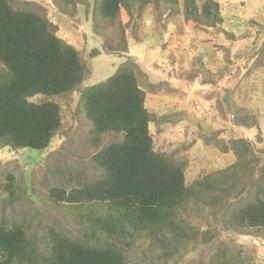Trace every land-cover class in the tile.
<instances>
[{"label":"rangeland","instance_id":"1","mask_svg":"<svg viewBox=\"0 0 264 264\" xmlns=\"http://www.w3.org/2000/svg\"><path fill=\"white\" fill-rule=\"evenodd\" d=\"M212 1L225 28L234 31L240 26L233 41L225 39L214 9L204 12L206 0H194L196 10L189 19L185 0L133 3L126 26L120 16L104 18L97 8L99 0H8L15 9L43 15L55 35L77 50L88 70L82 87L105 80L128 56L142 55L144 63L130 59L141 71L135 72L145 93L144 107L158 117L149 125L153 148L184 166L185 187L211 173L225 181L235 171L236 157L221 147L240 139L248 142L244 150L259 160L254 167L256 182L259 168L264 167V0ZM191 18L196 22L191 23ZM123 34L132 41L135 53H118L125 43ZM93 51L98 55L92 57ZM77 99V91L29 99L59 105L61 126L45 150L0 145V218L8 224L25 220L30 236L53 228L71 238L90 239V222L111 214L105 203L56 204L49 199L52 189L67 194L97 179L100 170L93 156L115 140L113 135H103L101 144L92 142L91 123ZM246 115L255 120L239 125L238 119ZM164 116L169 121L161 124ZM249 189L245 185L239 198L229 196L227 202L237 204L250 197ZM176 217L185 238L173 244L170 253L152 252L150 240L143 235L116 237L113 243L121 249L124 263L210 264L211 256L225 248L239 256L240 264H264V227H225L221 215H211L202 203L190 204ZM204 232L209 234L206 243L201 237ZM92 239L106 241L100 233Z\"/></svg>","mask_w":264,"mask_h":264},{"label":"trees","instance_id":"2","mask_svg":"<svg viewBox=\"0 0 264 264\" xmlns=\"http://www.w3.org/2000/svg\"><path fill=\"white\" fill-rule=\"evenodd\" d=\"M158 1L99 0L97 8L106 19L120 16L121 25L126 26L130 4ZM206 1L204 12L214 9L216 23L224 27L225 39L233 41L240 26H235L234 31L231 26L225 28L216 3ZM184 4L186 18L193 16L194 0H185ZM191 19V23L196 22ZM123 37L125 43L118 51L121 55L127 54L129 47L128 35ZM96 55L98 52L93 51L91 56ZM128 57L105 80L82 87L88 70L77 50L55 35V28L43 15L15 9L8 0H0V145L45 150L61 126L59 105L51 100L33 103L29 99L73 91L78 92L77 102L91 123L92 142L101 144L103 135L115 137L93 156L100 170L97 179L71 188L67 194L55 189L49 193L50 201L56 204L109 205L111 214L90 222L91 238H71L53 228L30 236L25 220L8 224L0 218V264H125L113 240L127 233L148 238L151 251L159 256L170 253L173 244L185 238L176 216L190 204L202 203L211 215L220 214L225 227H264V167L259 168L260 176L255 182L254 167L259 160L244 150L248 142L234 140L230 147H221L222 151L230 149L236 157L232 167L235 171L225 181L223 176L211 173L185 187L184 166L153 148L149 125L158 117L144 107L145 93L135 72L140 69ZM249 119L255 120L246 115L237 122L246 126ZM168 121L169 117L161 118V124ZM245 185L250 186V197L237 204L228 203L229 196L240 197ZM99 233L106 241L92 239ZM201 237L208 242V232ZM228 252L221 248L211 256L210 264H240L239 256Z\"/></svg>","mask_w":264,"mask_h":264},{"label":"crops","instance_id":"3","mask_svg":"<svg viewBox=\"0 0 264 264\" xmlns=\"http://www.w3.org/2000/svg\"><path fill=\"white\" fill-rule=\"evenodd\" d=\"M138 43H139V42H138ZM136 45H137V44H136ZM128 51H129L130 53L134 52V51H133V46H132V41H129ZM134 53H135V52H134ZM133 55H134V54H133ZM135 56H136V58L133 57V56H131V57H132L133 59L135 58V59L138 60L139 62L144 63L143 60H142V58H141V56H142L141 54H137V55L135 54ZM137 56H140V57L137 58ZM143 56L145 57V58H143V59L147 60V59H146V55L143 54Z\"/></svg>","mask_w":264,"mask_h":264}]
</instances>
